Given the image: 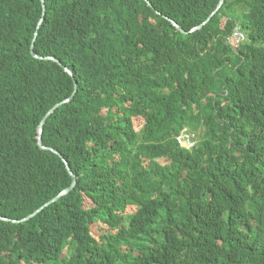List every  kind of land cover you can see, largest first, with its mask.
<instances>
[{
  "label": "trees",
  "instance_id": "trees-1",
  "mask_svg": "<svg viewBox=\"0 0 264 264\" xmlns=\"http://www.w3.org/2000/svg\"><path fill=\"white\" fill-rule=\"evenodd\" d=\"M220 1L0 0V217L73 183L38 136L78 84L43 132L77 184L0 264H264V0Z\"/></svg>",
  "mask_w": 264,
  "mask_h": 264
},
{
  "label": "water",
  "instance_id": "water-1",
  "mask_svg": "<svg viewBox=\"0 0 264 264\" xmlns=\"http://www.w3.org/2000/svg\"><path fill=\"white\" fill-rule=\"evenodd\" d=\"M146 1L148 2V0H146ZM42 2H43V6L45 7V0H42ZM224 2H225V0H221V1H220L218 8L212 13V15H214V14L219 10V8L221 7V5H222ZM148 3L152 6V4H151L150 2H148ZM212 15H211V16H210V17H209V18H208L203 24L207 23V22L210 20V18L212 17ZM169 20H171V22L177 27V29H179L180 31H184L176 21H174V20H172V19H169ZM201 26H202V25L193 28V31H194V30H197V29H199V28H201ZM34 47H35V38H34V40H33L32 46H31L32 54L34 55V57L39 58V59H51V60H55V61L58 62L59 64H62V63L60 62V60L56 59L55 57H50V56L43 57V56L39 55L38 53L35 52ZM62 65H63V64H62ZM63 66H64V65H63ZM64 68H65V70H66L69 74H71V75L73 76L72 71H71L68 67L64 66ZM77 89H78V84H77V82L75 81V88H74V92H73V94H72L69 98L65 99L63 102H60V103L56 104L53 108H51V109L48 111V113L44 116V118L41 120V122H40V124H39V136H38V143H39V146H40L41 148L49 149V150H51V151H53V152H55V153H57L58 155L61 156V158H62L63 161L65 162V164H66V166H67L69 172L72 174V177H73V183H72L69 187H67V188H65L64 190H62V191H61L56 197H54L51 201H49L48 203H46L43 207L39 208L38 210H36V211L33 212L32 214H30L29 216H27V217H25V218H22V219H10V218H7V217H0V218H2L3 220L12 221V222H23V221H27V220H29L30 218H32L33 216H35L36 214H38V213H39L44 207L50 205L52 202H55L56 200H58V199L61 198L62 196L69 194V193L75 188V186H76V184H77V175H76L75 173H73V171L71 170L70 164L68 163V161L65 159V157H64L59 151H57L56 149H54V148H52V147H49V146H45V145H44V143H43V132H44V125H45V123H46L48 117L51 115V113H52V112H53L58 106H60L62 103L70 101V100L74 97L75 93L77 92Z\"/></svg>",
  "mask_w": 264,
  "mask_h": 264
},
{
  "label": "built area",
  "instance_id": "built-area-1",
  "mask_svg": "<svg viewBox=\"0 0 264 264\" xmlns=\"http://www.w3.org/2000/svg\"><path fill=\"white\" fill-rule=\"evenodd\" d=\"M245 38V33L243 32L241 26L237 24L234 27L232 34L228 37V43L232 47L238 48L243 43ZM178 139L182 145H184L185 143H189L188 145H190V147L194 145V142L191 140L189 134L182 133Z\"/></svg>",
  "mask_w": 264,
  "mask_h": 264
},
{
  "label": "clouds",
  "instance_id": "clouds-1",
  "mask_svg": "<svg viewBox=\"0 0 264 264\" xmlns=\"http://www.w3.org/2000/svg\"><path fill=\"white\" fill-rule=\"evenodd\" d=\"M45 6H46V5H45ZM44 9H45V7H44ZM42 21H43V18H42L41 22H42ZM238 25H239V24H238ZM232 32H233V31H232ZM243 32H244V31H243ZM244 33H245V32H244ZM231 34H232V33H231ZM245 36H246V35H245ZM245 40H246V38H245ZM245 40H244V41H245ZM244 41H243V42H244ZM227 43H228V40H227ZM228 44H229V43H228ZM229 45H230V44H229ZM230 46H231V45H230ZM240 46H241V45H240ZM240 46H239V47H240ZM239 47H238V48H239ZM231 48L234 49V50H237V49H238V48H234V47H232V46H231ZM188 148H190V147H188Z\"/></svg>",
  "mask_w": 264,
  "mask_h": 264
},
{
  "label": "rangeland",
  "instance_id": "rangeland-1",
  "mask_svg": "<svg viewBox=\"0 0 264 264\" xmlns=\"http://www.w3.org/2000/svg\"><path fill=\"white\" fill-rule=\"evenodd\" d=\"M189 143H185L184 145L187 146V147H190V145H188Z\"/></svg>",
  "mask_w": 264,
  "mask_h": 264
}]
</instances>
